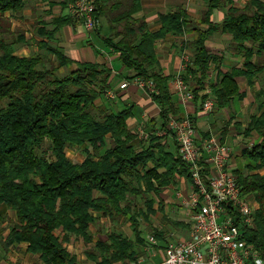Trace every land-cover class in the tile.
Here are the masks:
<instances>
[{"label": "trees", "instance_id": "16d2710c", "mask_svg": "<svg viewBox=\"0 0 264 264\" xmlns=\"http://www.w3.org/2000/svg\"><path fill=\"white\" fill-rule=\"evenodd\" d=\"M205 1L200 22L206 27L196 23L195 36L182 41V50L191 55L181 75L199 108L212 98L213 109H223L244 98L238 77H246L253 90L258 82L264 85V0L231 5L219 23L212 21V14L226 0ZM25 5L26 0H0V232L8 231L9 242H28V250L39 253L45 264H81L66 245L73 238L84 239L87 259L95 264L132 263L140 255L137 242H144L137 199L143 197L148 211H155L154 194L176 183L177 177L192 182L172 132L158 134L170 131L169 118L181 110L170 77L160 67L156 44L171 33L185 35L194 21L180 8L161 14V27L153 31L135 15L138 0H96V18H109L105 42L120 52L123 65L134 72L131 78L154 83L152 97L161 106V119L146 130L145 139L128 128L131 108L113 112L108 104H98L111 88L112 68L81 62L62 73L72 60L50 41L64 25L78 21L72 15L54 17L52 29L39 20L38 51L16 54V45L25 42L26 35L13 28L7 13L18 14ZM216 32L231 35V49L243 58L241 67L222 70L224 53L212 52L206 43ZM263 95L264 87L256 91L258 99ZM189 116L197 127L198 115ZM253 131L260 140L243 148L244 165L232 173L242 192L258 203L254 227L246 229L244 237L264 253V100L243 133L247 137ZM212 134L208 130L203 136ZM168 137L176 142V152L167 150ZM225 137L222 132V142ZM77 149L85 152L82 162L67 155ZM101 216L114 222L129 217L136 240L115 229L106 240L94 239L90 226ZM163 233L156 235L161 238Z\"/></svg>", "mask_w": 264, "mask_h": 264}, {"label": "crops", "instance_id": "0c3cea01", "mask_svg": "<svg viewBox=\"0 0 264 264\" xmlns=\"http://www.w3.org/2000/svg\"><path fill=\"white\" fill-rule=\"evenodd\" d=\"M64 1L26 0V5L20 13L15 15L11 12L7 13L11 17L13 28L24 31L26 35V41L16 45V54L29 56L38 51L39 47L36 41L37 39H42L36 33L38 21L44 19L48 23V28L52 29L54 26L51 22L54 17L69 15L67 6H64ZM247 1L249 0H226V5L214 10L212 21L221 22L228 7L231 5L242 7ZM138 2L139 10L135 15L145 19L150 30L155 31L161 27V14L174 13L180 8L185 10V13L194 21L188 26L185 35L171 33L156 44L160 67L163 73L170 77L171 92L181 110L180 115L172 117L180 118L190 114L198 115L196 127L198 129V144L201 145L204 139V132L210 130L213 136L217 134L219 136H216L217 139L229 147L227 168L233 172L235 169L242 167L244 165V160L241 158L243 148L247 145L251 146L260 140L256 131H253L247 137L243 132L248 126L251 116L260 113L262 102L256 95L253 97L252 92L248 90V88H251L248 85L246 77L240 76L237 78L241 91L244 93V98L238 97L234 99L230 107L223 109L215 108L211 112L206 111L204 108H199L198 103L194 99L182 102L172 82L179 72H183L182 67L187 62L186 58L191 55L189 51L182 50V41L183 39H190L195 36L196 31L194 29L197 25L196 23L200 22L206 11L207 2L205 0H138ZM199 26L205 28L206 24L200 22ZM98 27V29L89 31L81 22L72 20V22L64 25L58 31L56 37L50 41L52 45L59 46L64 54L72 60V63L65 67L62 73L65 74L71 69H76L81 62H92L109 66L113 70L111 88L109 90H113L116 93V97L109 98L106 94V96L98 100V104H108L110 110L113 112L131 108L132 115L128 117L127 125L132 132H137L139 128H144L145 130L152 128L151 126L160 123L161 106L148 94L146 87L136 82V78H131L134 72L123 65L120 52L105 42L104 36L109 34V18L102 16L99 19ZM231 38L229 34L216 32L206 42L212 52L224 53L225 59L221 67L223 71L230 70L234 66L241 67L243 63V58L235 54L230 47ZM234 59L236 60L235 63L233 62ZM241 80L246 83L247 88L242 86ZM124 82L128 84L125 88H121V84ZM222 132L226 133L223 142L221 141ZM140 140H136L137 145L141 144ZM164 142L168 151H177V144L172 137L166 138ZM78 150L81 151V149H77L76 151ZM69 152L70 150L67 151L69 159L74 161L69 156ZM84 158L85 152L83 158L76 161L82 162ZM192 186L193 183L189 179L177 177L176 183L171 184L159 194L153 195V209L155 211H148L145 201L141 205L137 204L142 209L141 216L139 217V230L144 242H137L136 248L140 252V255L136 261L129 264H137L142 258H145L146 262H159L163 259L166 244L170 240L187 239L189 237V220L192 209L186 201H188ZM96 194L99 195L98 192ZM106 220L111 221L108 217L101 216L95 223L91 224L90 231L94 239L100 238L106 240L109 231L115 229L112 228L110 230L104 226L99 227V230L106 231L105 233L96 232L94 234L93 232L95 231L92 232L94 225H100L101 221L105 222ZM117 221L120 224L124 223V225L125 222H129L130 228L132 227L133 237L127 234L126 230H122V228L115 230L122 231L131 240H136V233L129 217ZM177 222L180 224H176ZM157 231H164L163 237L159 238L156 235ZM8 235V231L0 232V264H45L39 253L28 250V242H9L7 240ZM150 235H154L157 240V243L153 246H151L149 240ZM81 239L84 241L83 238ZM86 247L89 246L86 244ZM68 248L71 250L70 246ZM84 253L85 255H82V257L77 255L80 263L95 264L93 260L87 259L86 250ZM73 254L76 255V252H73ZM117 264L124 263L119 262Z\"/></svg>", "mask_w": 264, "mask_h": 264}, {"label": "built area", "instance_id": "2783aa9c", "mask_svg": "<svg viewBox=\"0 0 264 264\" xmlns=\"http://www.w3.org/2000/svg\"><path fill=\"white\" fill-rule=\"evenodd\" d=\"M68 12L89 31L99 26L96 18V0H70ZM187 61L189 57L186 58ZM186 65L182 67V70ZM152 97L156 89L152 80L137 78ZM182 102L194 99V94L179 72L172 80ZM121 84V88L127 86ZM108 97L115 98L113 90ZM214 107L208 98L203 108L211 112ZM169 130L158 131L159 135H170L179 146V153L189 170L193 182L186 203L192 209L189 220V237L170 240L165 247L164 257L159 262L140 259L137 264H264V253L245 239V230L254 227L256 202L250 194L242 192L236 177L227 168L229 147L216 136L197 142V128L191 117H170ZM139 137L148 138L144 128L137 130ZM151 246L157 243L154 235L149 236ZM150 246V247H151Z\"/></svg>", "mask_w": 264, "mask_h": 264}, {"label": "rangeland", "instance_id": "374dc122", "mask_svg": "<svg viewBox=\"0 0 264 264\" xmlns=\"http://www.w3.org/2000/svg\"><path fill=\"white\" fill-rule=\"evenodd\" d=\"M15 29V28H14ZM235 59H234V63H235ZM228 65V64H227ZM230 65H232V64H230ZM240 82H242V86L243 87H245V88H247V86H246V83L244 82V81H240ZM262 87H264V85L262 84V82H258L257 83V86H256V89L255 90H253V89H249L248 88V90H250V92H252V94H253V97H255V95H256V91H259ZM260 99V101L261 100H264V95L262 96V98H259ZM198 130V129H197ZM214 133H216V132H214ZM216 136H218L217 134H216ZM219 137V136H218ZM108 143H109V145H111V141L110 140H108ZM45 147L46 146H48V144H46V145H44ZM69 156L72 158V159H74V161H76L77 159L78 160H80V159H82L83 158V156H84V151L81 149V151H76V150H70V152H69ZM231 171V170H230ZM232 172V171H231ZM251 196V195H250ZM254 199V198H253ZM255 200V199H254ZM137 204L138 205H141V203H144V198L143 197H139V199H137ZM256 202V201H255ZM256 206H257V208H258V203L256 202ZM10 212V217L11 218H14L15 216H14V213L12 212V211H9ZM130 223L129 222H125V225H124V223L123 224H120L118 221L117 222H113V221H109V220H106L105 222H103V221H101V223H100V225H94L93 227H92V232L93 231H95V232H93L94 234L96 233V232H101V233H105L106 231H100L99 230V227H106V228H108V229H112V228H115V229H119V228H122V230H126V232H127V234H129V235H131L132 237H133V231H132V227L130 228ZM125 227V229H123ZM68 243H66V245H67ZM68 246H70V249L73 251V252H76V256L77 255H79L80 257H82V255H85V253H84V251L87 249V248H89V247H86V244H85V242L81 239V238H79V239H76V238H73L72 240H71V242L69 243V245ZM70 250V251H71ZM71 251V252H72ZM72 252V253H73Z\"/></svg>", "mask_w": 264, "mask_h": 264}]
</instances>
